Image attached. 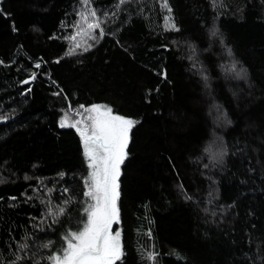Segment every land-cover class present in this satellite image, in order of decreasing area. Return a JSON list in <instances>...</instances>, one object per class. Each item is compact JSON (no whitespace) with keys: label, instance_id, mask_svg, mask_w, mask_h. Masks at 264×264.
<instances>
[{"label":"trees","instance_id":"obj_1","mask_svg":"<svg viewBox=\"0 0 264 264\" xmlns=\"http://www.w3.org/2000/svg\"><path fill=\"white\" fill-rule=\"evenodd\" d=\"M78 1L0 0L9 14L0 15V115L9 117L0 121V179L6 181L0 184V254L3 245L22 243L23 233L32 236L29 218L46 213V203L56 211L71 196V219L59 217L64 228L86 218L83 144L74 127L59 121L81 118L79 105L96 103L139 121L121 166V223L113 226L122 232L123 264H152L145 250L159 253L155 264H262L264 0H223V8L212 0H168L167 6L132 0L109 25L115 30L125 21L115 36L66 54ZM93 2L112 11L118 1ZM169 21L181 31L168 30ZM241 68L246 79L236 75ZM26 70L38 73L31 85L20 84ZM165 70L166 80L157 74ZM28 87L31 92L21 95ZM223 115L231 125L223 124ZM217 137L230 155L214 167ZM178 181L194 194L192 201L179 195ZM65 187L71 191L61 197ZM25 192L32 197L27 203ZM51 223L49 217L45 225ZM57 230L59 224L48 236L36 233L43 239L28 255L46 258L49 249L38 246L49 238L51 251L60 248Z\"/></svg>","mask_w":264,"mask_h":264},{"label":"snow or ice","instance_id":"obj_2","mask_svg":"<svg viewBox=\"0 0 264 264\" xmlns=\"http://www.w3.org/2000/svg\"><path fill=\"white\" fill-rule=\"evenodd\" d=\"M79 3L81 7L76 12L78 19L72 24L74 32L69 39L74 41L75 49H82L83 52H87L95 46V42L106 35H116V32L120 30V25L125 21L120 20L115 30H112L109 25L117 22L122 6L131 4L132 0H118L113 6L115 10L112 11L98 9L93 0H79ZM167 3L168 0H163L164 6H167ZM212 3L213 7L218 6L216 0H212ZM219 7L223 8L224 5L221 3ZM168 11L171 12L172 9L168 7ZM0 15L7 17L9 14L5 13L3 8H0ZM165 19L169 18L165 17ZM12 30L18 31L14 23ZM168 30L179 33L181 28L178 24L172 22ZM213 35H219V30L215 29ZM78 38L83 42H77ZM221 42H223L222 38ZM116 43L120 44V41L116 40ZM172 43L176 44L177 41L173 40ZM161 47L168 49L167 44L162 43ZM124 50L127 51V49ZM66 54H73V50H69V53ZM55 62L59 63V58ZM2 64H4V61L0 60V65ZM41 66V62L34 65L36 69H40ZM233 68L235 69V65H233ZM157 74L162 75L165 80L167 79L166 70ZM236 75L239 78L246 79L248 74L245 69L241 68ZM37 76L38 73L32 71L26 79L20 80V84L31 85L37 79ZM205 80H207V77H205ZM53 83L55 82L53 81ZM31 90V87H28L20 94L27 95ZM60 94V92L53 93L56 96ZM79 109L83 110L77 113L81 117L80 119H77L74 123H68L66 118H62L59 121V126L62 128L66 126L74 127L76 132L79 133L83 144L86 170L82 176L81 195L85 198L84 204L86 206L83 211L86 218H80L75 227L64 228V222H61L59 217H65V222L71 219L73 204L71 196L64 198L63 206H57L56 211H52L50 203H46L48 208L46 213H42L40 217L29 218L34 222L31 224L33 230L31 237L28 232H25L21 236L22 243H10L2 246L3 254H0V264H42L45 260L47 264H123L126 259V251L122 243V232L120 230L114 232L113 226L121 223V209L118 203L121 196L119 183L122 174L121 166L129 156L130 133L139 121L114 113L113 108L107 104L92 103L87 107L80 104ZM7 119H9L8 116L0 115V121ZM217 119L220 120L221 117L218 116ZM223 124L231 125L232 121L226 115H223ZM216 145L217 150L212 154L213 166H224L225 158L230 155L229 146L222 137H217ZM232 155H235V153H232ZM205 167H208V165H205ZM66 175L63 172L59 173L61 178ZM25 179H28V177L26 176ZM5 182V180L0 179V184ZM177 187L180 189L179 195L183 199L186 201L193 200L194 194H190L181 182H177ZM47 191L50 193L52 189ZM70 191L67 187L63 188L61 197ZM22 195L25 197V203L32 199L26 192ZM3 199V197H0V200ZM8 199L11 201L18 200L16 196H11ZM41 203L45 202L41 201ZM232 207H234V202L227 205V208ZM221 208L226 210L224 206H221ZM212 215L215 216L216 213L213 212ZM49 217L52 218V223L45 225V221ZM57 224L60 225V230H57L56 234L62 240L60 248L51 251L54 242L49 238L47 243L38 246L41 249H49L46 258L41 256L38 261L35 259L38 253L33 252L31 256L28 255L29 252H32L35 240L48 236L49 231ZM36 233H42L43 236H38ZM7 235L10 239L15 240L11 232H8ZM148 235L151 238V232ZM142 255L146 261L150 260L152 264H155L159 253L155 250H145ZM258 256L264 264V254L258 253Z\"/></svg>","mask_w":264,"mask_h":264},{"label":"rangeland","instance_id":"obj_3","mask_svg":"<svg viewBox=\"0 0 264 264\" xmlns=\"http://www.w3.org/2000/svg\"><path fill=\"white\" fill-rule=\"evenodd\" d=\"M118 1V0H117ZM223 0H216V3L217 4H220L221 2H222ZM94 3V2H93ZM80 7H81V5H80V3H79V1H78V3H77V5L75 6V8H74V12H75V14H76V12L77 11H79L80 10ZM222 10H227V9H222ZM78 18V17H77ZM169 24H170V21L168 22ZM168 26H170V25H168ZM73 32H74V30H73ZM212 33V32H211ZM214 36V35H213ZM77 42H83L80 38H78L77 39ZM69 43H70V46H69V50H73V53L75 52V53H77V52H79V53H81V51H82V49H75L74 48V41L73 40H71V39H69ZM90 43H91V41H90ZM30 49H32V46H30ZM195 51H191V53L194 55V57H195V54L196 53H194ZM68 53H69V51H68ZM193 57V56H192ZM26 72L27 73H31L32 72V70H26ZM83 111V110H82ZM68 118H66V121L68 122V123H74L77 119H80V118H75V117H72V116H67ZM85 165H86V159H85Z\"/></svg>","mask_w":264,"mask_h":264}]
</instances>
